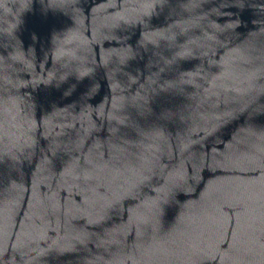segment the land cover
<instances>
[{"label":"water","instance_id":"95a60500","mask_svg":"<svg viewBox=\"0 0 264 264\" xmlns=\"http://www.w3.org/2000/svg\"><path fill=\"white\" fill-rule=\"evenodd\" d=\"M0 264H264V0H0Z\"/></svg>","mask_w":264,"mask_h":264}]
</instances>
